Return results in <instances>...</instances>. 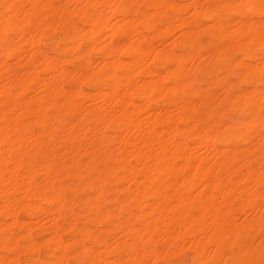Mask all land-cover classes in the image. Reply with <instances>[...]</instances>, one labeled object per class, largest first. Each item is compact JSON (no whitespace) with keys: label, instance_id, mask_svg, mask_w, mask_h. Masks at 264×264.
<instances>
[{"label":"bare ground","instance_id":"bare-ground-1","mask_svg":"<svg viewBox=\"0 0 264 264\" xmlns=\"http://www.w3.org/2000/svg\"><path fill=\"white\" fill-rule=\"evenodd\" d=\"M5 2L63 5L76 19L18 29L8 52L0 43V261L22 258L33 239L44 245L34 259L64 264H139L145 244L165 241L191 243L196 261L209 238L219 244V221L259 195V120L249 127L240 113L249 96L259 112L260 57L232 42L235 21L190 6L250 0ZM237 55L255 61L253 79ZM222 108L240 135L220 127ZM259 213L248 241L257 258ZM70 245L81 251L65 255Z\"/></svg>","mask_w":264,"mask_h":264},{"label":"snow or ice","instance_id":"snow-or-ice-1","mask_svg":"<svg viewBox=\"0 0 264 264\" xmlns=\"http://www.w3.org/2000/svg\"><path fill=\"white\" fill-rule=\"evenodd\" d=\"M65 6L56 5L54 3L42 4H20V3H3L0 8L3 9V23H0V43L5 46V51L8 52L11 42L15 41L17 30H23L38 26L43 28L45 24L56 23V18L59 17L61 21L72 23L75 17H67L62 11ZM119 7H128L127 5H120ZM159 8L175 9L177 5H158ZM190 7H195L198 11L204 10L205 17L211 14L212 10H216L222 20H226L229 26L232 21L238 24L239 28L233 29L232 42L239 46L248 45L249 48L258 45L260 63L258 67L259 79L261 81V90L259 96V112H255V104L253 97L249 96L247 100L242 98L241 103L245 104L246 111L240 113L241 121H247L249 127L254 123V118H258L261 136V168L260 180L257 185L259 195L250 193L245 203L232 211L225 214L224 218L219 221L220 229L214 232V236L218 237L220 243H212L209 238L211 248H206L201 258L196 261L186 259L184 253L173 250L165 241L163 247L157 244L152 247L150 244L144 245V251L149 254L147 260H142L139 264H264V0H250L248 3L240 4H222V5H200L196 4ZM53 9H56L54 15H48ZM223 10V11H221ZM256 17L259 18L258 27L255 26ZM43 18V19H42ZM59 30V24H57ZM55 38V33L52 34ZM239 61L236 67L244 82L253 79L256 76V69L253 67L255 61L241 60V56L237 55L234 62ZM238 111V109H237ZM223 115L220 117V127L224 131L232 135H240L243 132V125L237 128L233 124L236 119L235 112L231 110L221 109ZM227 125V127H225ZM213 129H209L208 134L212 133ZM19 195V194H17ZM47 195V194H46ZM48 199L55 200L54 195H48ZM260 209L259 213V230L261 237V245L259 250V258L256 257L253 246L248 243L252 234L256 229V218L251 215V211ZM26 247L30 250L24 252L21 250L20 259L3 260L0 264H64L63 260H46L34 259L33 257L38 252L41 257L44 255V245L38 240H30ZM84 255L87 256L91 250L88 249L87 243L83 246ZM139 247V243L137 244ZM167 249V251H165ZM64 251L62 248L57 249V254ZM81 248L69 246V250L65 255H73L79 253ZM163 256V260L153 259V257ZM207 256L209 258L205 259ZM221 257L217 259V257ZM223 256H229L228 259H223ZM68 264H97L95 260L74 258L68 261ZM103 264V262H100ZM109 264H133L130 260L117 258L110 260Z\"/></svg>","mask_w":264,"mask_h":264},{"label":"rangeland","instance_id":"rangeland-1","mask_svg":"<svg viewBox=\"0 0 264 264\" xmlns=\"http://www.w3.org/2000/svg\"><path fill=\"white\" fill-rule=\"evenodd\" d=\"M163 203H164V202H163ZM215 204L218 205V204H219V200H216ZM171 205H173V203H172ZM242 205H243V203H239V204H238V207H241ZM256 212H260V209H256V210H255V213H256ZM255 213H254V214H255ZM254 214L251 213L252 216H253ZM188 243H189V242H185V243L181 244L183 247H182L181 245L178 244L179 246L176 245V248H175L176 250H175L174 248H173V249H174V252L177 251L178 249H181V250L183 249V251H181V250H178V251H181L182 253H184V256H185L186 259H189V258H190L189 260L194 261V260H195V257H194L195 253H194V251H193V252L190 251V249H192V248H191V246H190L189 244H191V243H189V244H188ZM186 244H187V246L189 245V246H188V247L190 248L189 251H186V248H187ZM177 246H178V247H177ZM180 246H181V247H180ZM185 246H186V247H185ZM184 248H185V249H184ZM192 250H193V249H192ZM188 252H189V253L191 252V253H190L191 255H190ZM187 253H188V254H187ZM189 255H190L191 257H190Z\"/></svg>","mask_w":264,"mask_h":264}]
</instances>
